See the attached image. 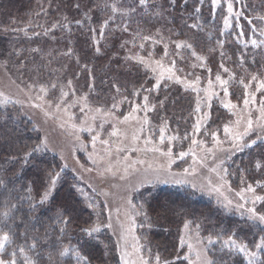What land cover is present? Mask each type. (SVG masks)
<instances>
[{
    "label": "trees",
    "instance_id": "trees-1",
    "mask_svg": "<svg viewBox=\"0 0 264 264\" xmlns=\"http://www.w3.org/2000/svg\"><path fill=\"white\" fill-rule=\"evenodd\" d=\"M262 33L264 0H146L144 5L139 0H0V53L9 57L10 66H28L29 78L49 83L58 64L59 90L71 86L97 106L120 104L126 110L151 102L152 114L173 131L174 145L180 147L193 143L197 106L208 113L200 133L206 142L216 129L221 133L231 112L220 98L198 105L199 94L178 85L179 80L158 82L153 63L179 78L196 79L200 87L214 84L231 103L240 104L256 91L261 110ZM252 128L223 166L225 183L246 192L251 185L255 199L264 197V125ZM41 138L20 106L0 107V236L10 237L0 258L16 264H77L71 251L60 255L64 248H75L85 258L81 264H120L111 219L102 213V202L97 209L94 202L101 196L94 192L92 205L87 203L78 193L82 181ZM148 188L137 202L136 227L148 259L188 264L179 241L187 225L204 241L212 264H248L243 253L224 244L229 236L257 252L256 264H264V250L255 247L264 237V224L248 212L255 208L257 215L264 214V200L239 207L177 184Z\"/></svg>",
    "mask_w": 264,
    "mask_h": 264
},
{
    "label": "rangeland",
    "instance_id": "rangeland-1",
    "mask_svg": "<svg viewBox=\"0 0 264 264\" xmlns=\"http://www.w3.org/2000/svg\"><path fill=\"white\" fill-rule=\"evenodd\" d=\"M56 48L58 60L59 44ZM10 64L9 57L0 53V107L20 106L32 119L41 132L42 145L57 153L63 165L82 181L78 193L87 203L92 205L94 192L101 196L103 201L96 197L94 202L96 209L102 202V213L111 219L120 264H157L155 258L148 259L143 254L136 229L140 213L137 202L148 187L177 184L234 206H245L254 200L249 191L233 189L225 183L223 165L239 139L252 135L249 120L257 129L264 125L256 91L246 94L240 104L231 103L219 96L214 84L200 87L196 79L179 78L171 69L153 63L158 82L179 80L178 85L199 94L198 105L206 106L209 98H220L225 107L234 105L226 107L231 120L221 133L220 129L213 131L209 142L200 137L208 113L197 106L193 143L180 147L174 145L173 131L152 114L151 102L133 103L126 110L120 104L97 106L71 86L59 90L58 64L51 68L56 77L49 83L43 78H29L32 68L28 66ZM225 128L229 131L225 132ZM179 241L188 264H206L209 260L204 241L188 227H182Z\"/></svg>",
    "mask_w": 264,
    "mask_h": 264
},
{
    "label": "snow or ice",
    "instance_id": "snow-or-ice-1",
    "mask_svg": "<svg viewBox=\"0 0 264 264\" xmlns=\"http://www.w3.org/2000/svg\"><path fill=\"white\" fill-rule=\"evenodd\" d=\"M201 2H202V0H201ZM212 2H213V4H215L217 2V0H212ZM139 3L141 5H144V4H146V0H139ZM232 10H233V5H232V3H229L228 4V12L231 13ZM113 11H116L115 6H113ZM196 11L198 12L199 8H197ZM77 23H79V22H77ZM227 24H228V21L225 20V25L227 26ZM192 27H196V25H192ZM262 34H264V33H262ZM252 43H253V45H255L256 41H252ZM262 43H264V42H262ZM177 47H180V45H177ZM216 79L218 81H220L221 84L227 83L226 81H222L219 75H217ZM253 79H256V77L253 76ZM260 86L262 88H264V82H261ZM225 92H227L226 89H225ZM145 99H147V97H145ZM247 103H248V101L245 100L246 105H247ZM226 107H234V105H226ZM261 113H262V116H264V106H262V108H261ZM251 127H252V121L249 120L248 121V129L250 130ZM228 131H229V129L225 128V132H228ZM245 134H247V133H245ZM162 139H163V137H162ZM253 143H255V141H253ZM38 149H39V146L37 147V149H34V151L38 150ZM181 155H184V154L182 153ZM257 167H259V165H257ZM55 183H56V180H55V178H53L52 185L54 186ZM247 190L249 192H255V189L251 185L248 186ZM48 194H49L48 191H46L44 194V199H47ZM241 198L243 199V197H241ZM256 200H264V197L256 196L255 199L253 200V203H255ZM41 202H43V201H41ZM239 207H242V205H240ZM248 212L251 214L250 219L259 220V222L261 224H264V214L257 215L255 208L248 209ZM65 223H67V221H65ZM185 227H187V225H185ZM96 230L97 229H92L91 231H96ZM61 231H63V229H61ZM89 234H91L90 231H89ZM9 239H10V237L7 233H4L2 236H0V249H2L4 247V243L9 241ZM183 242L184 241L181 240V243H183ZM209 242L211 243V238H209ZM224 244L225 245H231L232 248L236 249L240 253H243L244 256L248 258V264H256V262L258 260V253L257 252H250L248 250V246L246 244L237 243V241L235 239H233L232 236H229L228 239L224 241ZM33 247H34V245H33ZM188 247L191 249V247H192L191 244H189ZM255 247L258 250H264V237H261L260 242L257 243L255 245ZM21 251L23 252L22 248H21ZM70 251H71L72 255L75 256L77 264H81V261L85 260V258L83 256H81L80 252L78 250H76L75 248H73V249L64 248V250L62 252H60V255L61 256H67ZM198 258H199V254H198ZM156 261H157V264H160L159 256L156 257ZM0 264H16V261H15V259H12V260L0 259ZM27 264H32V262L27 261ZM144 264H147V261H145ZM164 264H168V262L165 261ZM206 264H212V261L208 260V261H206Z\"/></svg>",
    "mask_w": 264,
    "mask_h": 264
}]
</instances>
